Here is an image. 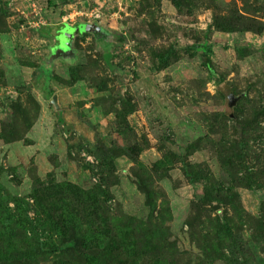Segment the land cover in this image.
Instances as JSON below:
<instances>
[{"label": "rangeland", "instance_id": "obj_1", "mask_svg": "<svg viewBox=\"0 0 264 264\" xmlns=\"http://www.w3.org/2000/svg\"><path fill=\"white\" fill-rule=\"evenodd\" d=\"M0 264H264V0H0Z\"/></svg>", "mask_w": 264, "mask_h": 264}, {"label": "trees", "instance_id": "obj_2", "mask_svg": "<svg viewBox=\"0 0 264 264\" xmlns=\"http://www.w3.org/2000/svg\"><path fill=\"white\" fill-rule=\"evenodd\" d=\"M78 33H80V32H78ZM209 51H210V53H211V48H209ZM206 64H207V66L209 67V69L210 70H212V60H211V57H210V55L208 56V58H207V62H206Z\"/></svg>", "mask_w": 264, "mask_h": 264}, {"label": "water", "instance_id": "obj_3", "mask_svg": "<svg viewBox=\"0 0 264 264\" xmlns=\"http://www.w3.org/2000/svg\"><path fill=\"white\" fill-rule=\"evenodd\" d=\"M77 32H79V31L77 30ZM52 103L54 104L55 108L58 107V98H57V95H54L53 96Z\"/></svg>", "mask_w": 264, "mask_h": 264}]
</instances>
